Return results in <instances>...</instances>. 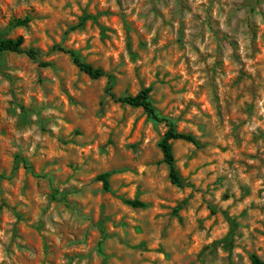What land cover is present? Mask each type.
<instances>
[{
  "label": "rangeland",
  "instance_id": "obj_1",
  "mask_svg": "<svg viewBox=\"0 0 264 264\" xmlns=\"http://www.w3.org/2000/svg\"><path fill=\"white\" fill-rule=\"evenodd\" d=\"M0 38L39 52H0V264L264 261V0H0Z\"/></svg>",
  "mask_w": 264,
  "mask_h": 264
},
{
  "label": "trees",
  "instance_id": "obj_2",
  "mask_svg": "<svg viewBox=\"0 0 264 264\" xmlns=\"http://www.w3.org/2000/svg\"><path fill=\"white\" fill-rule=\"evenodd\" d=\"M29 23H30V19L26 17L22 20H18L15 26L28 27ZM22 44H23L22 38H19L17 40L0 38V52L26 54L29 58L33 60H35L39 56V52L37 50L35 49L25 50L22 48ZM58 51L69 54L74 64L79 68V70L84 74H86L91 79L97 80L102 77H108V74L104 70L100 68H94L92 65L81 60L78 53H76L75 51L67 50L62 47H58ZM150 94H151V89L146 88L142 90L135 97H131V96L120 97L117 98L116 101L122 104L130 105L132 107L142 108L150 119H152L156 123L164 124L166 126L167 131L165 132L162 140L159 142V148L163 154V162L169 168L170 182L178 188H184L186 187V184L182 180V178L180 177L177 171L172 143L175 141H184L187 143H191L195 146H199L200 144L194 136L190 134L178 132L174 125V122L170 118L161 116L154 107L153 102L151 101ZM23 162L25 167L27 169H30V166L26 164V161ZM110 177L111 174L106 173L99 176L98 178L99 181L103 182L104 188L106 190H108L109 188ZM126 203L134 208L144 207V204L137 200L134 201L128 200ZM249 259L251 264H264V261L255 254L250 255Z\"/></svg>",
  "mask_w": 264,
  "mask_h": 264
}]
</instances>
